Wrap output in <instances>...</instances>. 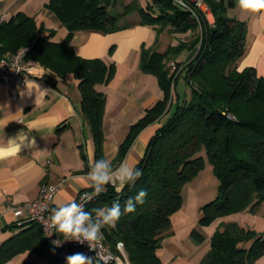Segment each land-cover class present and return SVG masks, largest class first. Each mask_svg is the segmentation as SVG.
I'll return each instance as SVG.
<instances>
[{
	"label": "trees",
	"instance_id": "16d2710c",
	"mask_svg": "<svg viewBox=\"0 0 264 264\" xmlns=\"http://www.w3.org/2000/svg\"><path fill=\"white\" fill-rule=\"evenodd\" d=\"M115 2L50 0L47 6L67 29L61 41L51 39L55 29L41 35L44 24L38 26L28 15L18 14L17 18L13 16L0 25L3 45L0 52L6 48L15 52L22 46H30L29 57L59 76L72 72L79 80L81 110L94 134L96 159L103 157L102 120L107 99L106 92L97 85L109 83L116 64L77 54L70 44L74 33L80 30L112 32L137 23L169 25L173 31L186 32L199 25L196 16L174 0H152L147 6L132 1L118 13L111 11ZM208 3L214 22L210 23L202 15L200 22L205 26V37L200 45L199 38L170 45L164 52L142 45L141 68L156 75L163 97L131 125L115 161L122 160L144 127L168 114L174 94L178 96L177 80L183 74L187 92L181 99L177 97L172 114L150 138L145 155L136 164L143 172L136 184L126 186L120 193L107 185L103 193L85 206L91 210L110 206L118 200L123 209L128 198L141 189L147 190V197L142 204H137L134 212L123 213L114 228L102 230L103 240L115 251L119 252L117 243L124 242L132 264H164L157 254L162 232L183 200L184 184L204 166L206 157L202 152L212 163L220 183L218 196L207 204V211L199 218L201 225L208 226L219 217L264 200V75L259 76L251 66L239 70L234 65L243 55L247 39V23L228 13L234 0H208ZM154 7L158 8L157 13ZM133 12L139 13V20L119 22ZM113 50L114 46L110 52ZM185 51L192 55L187 61ZM168 60L176 64L172 71ZM84 190L92 192L89 187ZM191 235L197 244L207 239L197 228L192 229ZM26 250L47 257L50 264H67L66 257L75 253L95 256L86 248L56 247L34 220L0 245V264ZM263 253L264 233L236 221H221L210 237V248L200 264H253Z\"/></svg>",
	"mask_w": 264,
	"mask_h": 264
},
{
	"label": "crops",
	"instance_id": "0c3cea01",
	"mask_svg": "<svg viewBox=\"0 0 264 264\" xmlns=\"http://www.w3.org/2000/svg\"><path fill=\"white\" fill-rule=\"evenodd\" d=\"M49 1L0 0V17L5 15L8 22L13 16L17 18L18 14L28 15L35 19L38 26L44 24L45 29L41 35H47L50 29H55L56 34L51 39L61 41L66 36L67 29L47 6ZM231 9L234 11L232 17L247 23L245 51L234 65L239 70L251 66L259 76L264 75V19L258 15L242 13L236 0ZM231 9L229 8L228 13ZM125 18L135 21L140 17L138 12H133L120 19L121 23ZM153 37L154 29L151 25L137 23L112 32L80 30L71 38L70 44L80 56L99 57L107 63L115 62L117 65L113 80L109 84L97 85L98 89L107 94L102 120V151L103 157L110 159L113 167H117L126 157L136 165L145 155L150 138L167 119L165 115L160 121L156 120L144 127L122 160L115 161L120 144L126 139L131 125L144 115L147 108L163 97L157 77L145 73L140 63L142 45L150 46ZM0 46H3L2 43ZM112 46L114 50L111 53ZM10 53H13L10 48L0 52L4 55ZM36 61L37 65L32 71L42 72L44 76L42 79L33 76L32 79L42 89L49 90L42 102L35 103V91L30 97H21L24 85L18 86L17 95L13 96L8 86L0 80V143L20 131L28 133L26 125L35 123L38 126L37 132L32 130L29 133V138L34 136L36 139L34 148H24L18 157L0 161V245L27 226V222L17 221L13 206L34 200L44 183L60 184L53 199V207L68 200L76 201L80 192L88 188L86 176L90 164L96 159L94 134L81 110L82 92L79 80L72 72L62 77ZM111 83L116 87L112 92L109 91ZM186 92L187 83L184 94ZM177 97L182 98L179 93L178 96L174 94L173 103L170 100L168 104L169 108L172 103L169 112L174 110ZM11 224L16 225L11 227ZM207 242L208 239L201 244ZM16 257L3 264H21L16 261ZM38 259H42L40 255H37L36 260Z\"/></svg>",
	"mask_w": 264,
	"mask_h": 264
},
{
	"label": "clouds",
	"instance_id": "9594fccd",
	"mask_svg": "<svg viewBox=\"0 0 264 264\" xmlns=\"http://www.w3.org/2000/svg\"><path fill=\"white\" fill-rule=\"evenodd\" d=\"M177 4H183V0H175ZM237 7L244 14L258 15L264 19V0H236ZM25 53V49L23 55ZM31 65L34 66L35 64ZM29 76L42 79L44 74L35 73L29 68ZM24 89L20 92L21 97L32 96L35 91V103L42 102L43 98L49 92L48 89H42L41 85L33 79L24 80ZM22 123L23 122H19ZM29 132H18L15 136L9 137L3 143H0V161L16 158L24 148H34L36 139L34 136L29 138L32 130L38 131V126L33 123L26 125ZM6 125L4 126V128ZM143 176L135 163H131L126 157L117 167H113L112 161L108 158L101 157L94 159L90 164L87 173L86 187L92 189L90 196L82 197V202L68 200L56 204L51 209L45 206L44 210L49 211L48 220L45 228L52 234H58L60 239L53 241L56 247L62 246L64 242L74 241L79 244H86L90 251L96 253L94 257H88L83 253H75L66 257L67 264H112L105 258L102 251L103 229L105 227L116 226L123 213H132L136 210L137 204H142L147 197V190L141 189L134 197L128 198L121 208V203L117 200L110 206L97 207L88 210L84 202L92 197L98 196L106 190L107 185L114 187L117 193L123 191L126 186H134L139 178ZM79 179V178H77Z\"/></svg>",
	"mask_w": 264,
	"mask_h": 264
},
{
	"label": "rangeland",
	"instance_id": "374dc122",
	"mask_svg": "<svg viewBox=\"0 0 264 264\" xmlns=\"http://www.w3.org/2000/svg\"><path fill=\"white\" fill-rule=\"evenodd\" d=\"M132 1H137L141 5L147 6L152 0H116L115 4L111 7V11L118 13L123 10L125 4H129ZM154 8V12L157 13L158 8ZM231 8L232 7H230V9ZM229 14L230 16L234 15L233 9L229 11ZM125 20H127V18L122 21ZM208 20L210 23L214 22L213 11ZM119 22L121 23V21ZM198 24L197 28L186 32L173 31L169 25H151L154 29V37L151 38L149 45L161 52H164L170 45L180 44L183 40L190 43L192 40L199 38L200 45L202 39L205 37V26L202 22H199ZM184 53L188 54L186 61L189 60L192 55H190L188 51H185ZM141 55L142 50L140 51V59ZM167 65L171 71L174 70L173 68H176V64H173V60H168ZM116 72L117 65L116 71L109 83L115 77ZM123 75L124 72L121 74V77ZM120 80H122V78H120ZM114 90H116V87L111 83L109 91L112 92ZM161 90L162 88L160 87V91ZM176 90L182 97H184V92L186 90L184 74L178 78ZM172 111H170L166 117L171 115ZM202 154L206 157L204 166L184 184L182 190L183 200L178 208H176V210L170 215V222L162 232L163 238L161 240V245L157 248V254L161 257L164 264H200L201 258L210 248V237L220 225L221 221H236L248 228L255 229L259 233H264V200L255 206L250 205L238 212L219 217L208 226H203L199 223V218L207 211V204L218 196L220 183L218 176L214 172L212 163L208 160L205 152H202ZM193 228H197L205 234L209 243H195L191 235ZM205 246L207 247V250H205ZM119 254L121 255L123 264H132L128 258L125 245L123 251L119 250ZM37 255L38 254L33 250H26L16 254L14 257L17 256L16 261L21 262V264H23L24 260H27V263L24 264H50L47 257H45L46 261H44L45 259L43 256H41V260H36ZM253 264H264V253L258 256Z\"/></svg>",
	"mask_w": 264,
	"mask_h": 264
},
{
	"label": "built area",
	"instance_id": "2783aa9c",
	"mask_svg": "<svg viewBox=\"0 0 264 264\" xmlns=\"http://www.w3.org/2000/svg\"><path fill=\"white\" fill-rule=\"evenodd\" d=\"M183 4L186 6H181L185 9L190 10L196 16L199 22L201 21L202 15H204V17L208 19L210 15H212V9L208 3V0H183ZM6 20V16L2 15L0 17V25ZM24 49L25 53L23 55ZM29 50L30 46H22L17 51L10 53L9 55L0 54V80L8 86L13 96L17 95V87L20 85H24L25 78H33V76H29V68L32 71V69L37 65V61L34 58L29 57ZM31 62L35 65L32 66ZM173 64L175 63L173 62ZM59 188L60 184L44 183L39 190L38 196L34 200L27 201L12 207L18 222H29L31 220L38 222L42 227L44 234L47 236L51 243L60 239V237L57 236L58 234H52L51 236L48 235L49 232L45 228V224L48 220L49 211H45L44 208L45 206H47L48 209H51L53 207V199ZM91 193L92 192L89 190H83L78 195L76 202H82L81 198L90 196ZM92 199L93 197L90 200L84 202V206L91 202ZM102 246V251L105 254L106 259L110 260L114 264H123L119 252L115 251L104 240H102ZM59 247L62 249H88L86 244H79L74 241L64 242L62 246ZM116 248L118 249V251H123L124 242L119 241ZM91 252L96 255L95 252Z\"/></svg>",
	"mask_w": 264,
	"mask_h": 264
}]
</instances>
